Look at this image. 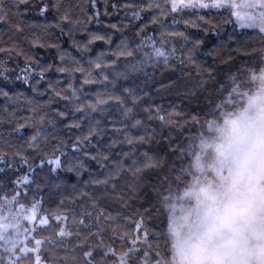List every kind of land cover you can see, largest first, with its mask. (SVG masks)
Returning <instances> with one entry per match:
<instances>
[{"label":"trees","instance_id":"1","mask_svg":"<svg viewBox=\"0 0 264 264\" xmlns=\"http://www.w3.org/2000/svg\"><path fill=\"white\" fill-rule=\"evenodd\" d=\"M0 2L7 13L0 20V197L19 192L18 200L25 205L40 202L49 226H41L33 235L45 241V257L52 252L49 240L59 242L55 253L60 257L75 249L74 264H86L83 252L95 247L98 239L126 250L131 237L120 240L112 228L118 223V233H131L143 220L149 241L168 258L165 212L154 186L166 177L173 190L177 188L176 170L188 165L180 149L195 139L197 121L204 120L210 105L229 93L232 78L244 87L252 70L258 73L262 68L264 34L238 28L226 9L188 8L160 15L168 5L149 9L150 0ZM44 7L47 11L41 14ZM137 11L139 19L133 16ZM153 16H159L158 23H152ZM97 35L105 39L94 40ZM145 37L157 43L163 39L169 51L175 50L167 64L145 60V53L151 52L141 46ZM128 51L133 54L126 55ZM26 68L34 75L28 83H18L16 77ZM98 100L107 103L97 104ZM129 107L141 126L132 127V119L124 115ZM157 107L160 114L180 112L175 118L180 126L161 125L154 111L150 119L146 109ZM89 136L90 143H78ZM126 136L136 140L144 136L147 142L129 145ZM144 152L162 159V166L139 176L129 171L116 175L118 167L132 168L133 160L140 166ZM56 157L61 159L60 168L47 162ZM24 176L29 182L17 188L15 181ZM109 177L107 185L93 183ZM101 210L116 219L101 218L105 231L98 238L92 235L95 226L89 230L78 221L93 224ZM56 215L69 219L57 222L52 218ZM65 226L73 235L58 237L59 228ZM82 239L83 246L78 247ZM102 252L95 247L97 260ZM114 259L107 257V264H114Z\"/></svg>","mask_w":264,"mask_h":264},{"label":"snow or ice","instance_id":"2","mask_svg":"<svg viewBox=\"0 0 264 264\" xmlns=\"http://www.w3.org/2000/svg\"><path fill=\"white\" fill-rule=\"evenodd\" d=\"M20 2L27 3V0ZM160 3L168 7L160 9ZM153 6L160 9V15L165 11L178 12L197 7L242 8L246 11L234 12L241 26L258 27L264 32V0H244L243 3H237V0H211V4L206 0H150L148 8L151 9ZM257 9L259 11H256ZM45 11L47 7L41 9V14ZM6 15L0 2V20ZM96 15L99 13L97 12ZM133 16L139 19V11L134 12ZM63 19L67 20L68 16L65 15ZM158 21L159 16L152 17V23ZM112 27L116 26L112 25ZM169 35L183 36V33H169ZM161 36L163 37L164 34L161 33ZM93 39L104 40L105 37L97 35ZM142 39L144 43L141 46L151 48L150 53H145V58L157 61L163 59L167 64L169 56L175 50L169 51L163 39L159 43L153 37ZM132 54L131 51L126 52L128 56ZM189 62H191L190 56ZM95 67L101 68V64L96 63ZM135 68L136 65H133V69ZM29 70L26 68L23 71ZM59 70L64 71V69ZM232 79L233 87L224 97V103L216 107L219 109L224 104H231L236 110L223 113L222 124L216 121L207 123L208 132L218 135H207L202 132L198 143H189L180 149V156L182 159L187 158L188 166L176 170L180 173L176 177V187L178 189L180 185H185V181L189 178L191 183L185 185L182 194L178 191L174 192L172 181L166 177L160 185L154 186L160 205L168 213L167 233L171 238V258L161 257V253L156 250L159 245L154 246L149 241L148 233L143 228V220H139L131 233H118V223L114 228L109 225L118 239L125 240L126 235L130 236V246L126 250L118 251L111 245H104L103 239H98L95 247L103 250L102 257L97 260L94 256L95 247L90 246L83 252V257L87 258L86 264H107L106 258L109 256L115 258L114 264H131L133 260L142 261V264H264V68L259 70V75L252 70L250 82L255 86L256 91H241V84L235 83V78ZM236 97L242 98L239 104L234 101ZM105 103L106 100L97 101V104ZM90 107L95 109V105ZM146 111L150 119L153 118L154 111L156 113L154 118L161 125L180 126L175 119L181 116L180 112L160 114L162 109L159 107L154 110L149 108ZM132 114V107L124 110V115L132 119V127L141 126L142 121ZM60 115L65 114L60 113ZM73 126L79 127V124ZM32 140L36 141L37 136H33ZM84 141L90 143V136L82 138L78 143ZM126 142L133 145L147 141L144 136L139 137L138 140L126 136ZM171 150L175 151L174 148ZM124 155L129 154L124 153ZM143 157L140 166H136V161L133 160L132 168L118 167L116 175L129 171L133 176H139L145 170L159 168L163 164L162 159L154 158L148 152H144ZM90 158L97 159L96 156ZM104 159L107 157L105 156ZM47 162L55 165L56 168L62 167L59 157ZM110 178L93 183L107 185ZM22 182L28 183V177H24ZM15 183L20 184L21 181ZM160 187L165 191L161 192ZM19 195L20 193L17 192L11 198L0 197V264H25V262L74 264L75 249L66 250L63 257L55 253L59 242L49 240L52 252L48 257L42 255L45 241L37 239L32 233L37 232L41 226H49V216L41 211L39 201L26 206L17 199ZM82 215L91 217L92 214ZM102 217L104 221L116 219L101 210L93 218V224H85L84 219L79 220L78 223L89 230L95 226L97 231L92 235L99 238L100 233L105 231L101 223ZM52 218L57 222H65L69 219L60 215ZM29 224L34 226L28 227ZM56 235L60 238H68L73 235V231L66 226L60 227ZM83 243L82 239L77 246L81 247ZM165 243L167 244V241ZM59 246L63 247L62 244Z\"/></svg>","mask_w":264,"mask_h":264},{"label":"rangeland","instance_id":"3","mask_svg":"<svg viewBox=\"0 0 264 264\" xmlns=\"http://www.w3.org/2000/svg\"><path fill=\"white\" fill-rule=\"evenodd\" d=\"M206 2H208L209 4H211V0H206ZM244 2V0H237V3H243ZM197 9H199V10H201V9H204V10H213V11H217V10H224V9H226L228 12H230L231 13V15L233 16V19H234V22L236 23V25L238 26V28H240V29H248V30H258V31H260V29L258 28V27H248V26H241V23H240V21L235 17V15H234V12L235 11H241V12H243V11H246V9H242V8H231V7H228V6H225V7H222V8H213V7H208V8H199V7H197ZM256 11H259V9H257ZM260 32H262V31H260ZM263 34H264V32H262ZM149 49H151L150 47H149ZM172 56V55H171ZM170 57V56H169ZM262 57H263V61H264V54L262 55ZM169 59V58H168ZM145 60H147V62H151V61H155L156 59H151V60H148V59H146L145 58ZM157 61V60H156ZM161 61H163V59H160L159 61H157V62H161ZM169 61V60H168ZM152 65V64H151ZM148 68H150V67H148ZM147 67L145 68V69H148ZM262 68H264V64H263V66H262ZM19 76H17L16 77V80H17V82L18 83H21V84H23V83H28L30 80H31V78H32V76L34 75V73H32L31 71L30 72H26L25 73V71H23V70H21L20 72H19ZM257 75H259V72L257 73ZM251 77H252V73H251V75H250V79L248 80L249 81V84L248 85H245L244 87H243V84H241V91H256L257 89H255V86L250 82L251 81ZM15 80V79H14ZM245 82V81H244ZM243 82V83H244ZM257 84H259V81H257ZM228 95V93L225 95V96H223L221 99V101H217V102H215V103H212L211 105H210V110H209V113L206 115V117L204 118V120H202L201 122H199V126H198V133H197V135H196V137H195V139L194 140H192V142L191 143H193V142H196V143H198V141H199V136H200V133H205V134H207V135H218V134H214V133H209L208 132V129H207V123L208 122H211V121H216L218 124H222L223 123V113H225V112H227V111H235L236 109L231 105V104H224V106L223 107H221V108H219V109H217V105L218 104H223L224 103V97H226ZM241 100H242V98H239V97H236V98H234V101L237 103V104H239L240 102H241ZM188 166V165H187ZM186 166V167H187ZM24 177H27V176H24ZM24 177H22L20 180H16V181H21V183L20 184H17V183H14V184H16V186H17V188H20V186L23 184V182H22V180H23V178ZM189 181L188 182H185V185L186 184H190L191 183V180H190V178L188 179ZM15 181V182H16ZM28 181H29V178H28ZM185 185H181L178 189L176 188L175 190H174V192H176V191H178L179 193H181L182 194V192H183V190H184V187H185ZM11 198V197H10ZM17 199H18V197H17ZM26 206H28V205H26ZM164 212H165V218H166V220H165V224H166V234H167V236H168V233H167V227H168V213H167V211H166V209L164 208ZM25 223H27V222H25ZM28 227H33L34 225H31V224H29V225H27ZM34 233H32V235H33ZM168 239H169V256H168V258H166V259H170L171 258V255H172V249H171V238L168 236ZM162 258H164L163 256H161Z\"/></svg>","mask_w":264,"mask_h":264}]
</instances>
